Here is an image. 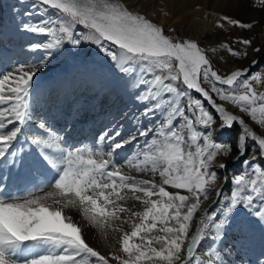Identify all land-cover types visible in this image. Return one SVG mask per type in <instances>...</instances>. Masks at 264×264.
Here are the masks:
<instances>
[{"label": "snow or ice", "instance_id": "snow-or-ice-1", "mask_svg": "<svg viewBox=\"0 0 264 264\" xmlns=\"http://www.w3.org/2000/svg\"><path fill=\"white\" fill-rule=\"evenodd\" d=\"M32 6L43 18L21 27L47 38L30 45L44 55L0 73V264H223L219 250L198 251L205 239L215 244L232 227L242 235L244 222L234 215L241 209L264 227V90L256 87L264 85V68L257 67L262 48L244 37L222 43L231 57L247 59L251 48L261 58L221 73L208 54L216 48L174 35L122 0H32ZM252 6L264 10V0ZM257 23L221 14L215 27L252 30ZM85 43L140 90L141 116L152 122L144 126L137 117L127 137L119 129L104 132L102 150L68 146L39 118L43 135L28 140L33 152L15 148L33 121L34 77L54 53ZM234 128V142L216 138ZM133 142V153L118 161ZM240 162L248 166L242 172L219 175ZM32 167L49 175L22 187L10 183L14 170L21 176ZM229 179L234 187L223 196ZM221 197L219 213L210 212L205 202ZM89 231L113 235L114 250L91 246Z\"/></svg>", "mask_w": 264, "mask_h": 264}, {"label": "bare ground", "instance_id": "bare-ground-1", "mask_svg": "<svg viewBox=\"0 0 264 264\" xmlns=\"http://www.w3.org/2000/svg\"><path fill=\"white\" fill-rule=\"evenodd\" d=\"M122 2L129 6L130 10L146 14L148 18L166 29H175L174 35L196 39L204 47L208 43L213 45L217 43L216 41L220 42L226 36H229L231 41L236 39L234 35L229 34L231 26L227 31L215 27L219 15L228 14L240 19L245 10L255 9L259 14L255 19L258 23L255 29L247 30L245 35L250 34L253 44L260 46L264 52V10L254 8L252 0H122ZM35 11L32 0H0V73L10 71L18 63H37L44 55L41 51H31L30 45L45 42L47 38L26 32L21 27L25 23H34L43 18L35 14ZM29 12L33 15L26 14ZM48 15L55 16V13L50 12ZM247 51L248 61L244 64L230 61L227 57L221 59L223 56L220 50L217 55L213 53L210 55L214 65L223 70L221 73H229L237 68L247 67L254 58H261V54L253 53L251 48ZM71 64H74V67H69ZM240 64L243 67H240ZM111 65L114 63L110 58L100 52L95 45L88 43L82 44L80 48L67 45L54 53L53 58L46 62V67L34 77L33 121L24 127V134L14 147L19 149L22 146L25 153L33 152L35 146L30 145L28 140L36 135H43L35 126L39 118H43L68 146H88L102 150H107L106 144L99 141L98 137L104 132L111 134L119 129L122 136L127 137L136 130L137 117L143 124H150L151 117L141 116L144 105L136 99L140 90L134 88L133 82L122 77L119 72L115 77L116 68L111 70L112 72L107 71ZM257 67L264 68V58ZM253 70L256 71L255 68ZM227 107L238 112L232 106ZM134 143L120 150L118 161H123L126 156L129 157L133 153ZM245 168L242 162L230 164L229 168L221 170L219 175L231 178L233 174L240 173ZM4 172L8 173V170L5 169ZM44 178L42 170L32 167L21 176H17L14 170L10 175V183L18 186L26 181H39ZM233 187L230 179L224 183L223 196L230 195ZM205 203L209 205L210 212L219 213L223 199L221 197L214 204ZM199 215L200 213H197V216ZM241 221L244 222L242 235L239 227L228 228L222 240H217L213 244L212 239H205L198 251L206 254L210 249L219 250L223 264H260L264 261V250L260 249V247L264 249V227L257 221L254 224V221H247L242 216L236 219L237 223ZM86 238L91 246L102 253H111L114 250L113 235L105 239L95 231H89Z\"/></svg>", "mask_w": 264, "mask_h": 264}, {"label": "rangeland", "instance_id": "rangeland-1", "mask_svg": "<svg viewBox=\"0 0 264 264\" xmlns=\"http://www.w3.org/2000/svg\"><path fill=\"white\" fill-rule=\"evenodd\" d=\"M255 10V9H254ZM254 10H245L244 12H243V17H244V19H243V17H241L240 18V20L241 21H245V22H251V21H253V20H255L258 16H259V14H258V11H254ZM247 14H246V13ZM249 12V13H248ZM252 12V13H251ZM255 12V13H254ZM250 14V15H249ZM255 14V15H254ZM249 16V17H248ZM251 16V17H250ZM253 17V18H252ZM257 21V20H256ZM261 26H263V25H261ZM255 27L256 26H254V28L253 29H255ZM252 29V30H253ZM234 30V31H233ZM243 29H240V28H238V27H232V29L230 30L231 32L229 33V34H231V35H234L235 37L234 38H238V37H244V38H251V35L249 34V35H245L246 34V32H247V30L245 31V30H243ZM243 33V36H241V34ZM227 35V34H226ZM226 35H224V36H226ZM239 35V36H238ZM234 40V39H233ZM217 43H213V45L211 46L210 45V43H208V44H206L205 45V47L207 48V49H210L211 47H213V48H216V53L215 52H211V51H209L208 52V54H209V56H210V58H211V56L212 55H210L211 53H213V54H215V55H217L218 54V52H219V50L220 51H222V56H223V58L225 57H227V58H229V60L230 61H236L237 63H241V64H244L245 62H247L248 61V58H247V60L246 59H237V58H234V57H231L227 52H226V50H224V49H222L221 47H220V45L222 44V43H231V38L229 37V36H226V37H223L222 38V40L219 42V41H216ZM211 43H212V41H211ZM219 43V44H218ZM208 46V47H207ZM236 48H240L241 46L239 45V44H236V46H235ZM77 60V59H76ZM212 60V59H211ZM213 62V61H212ZM241 64H240V67H243V66H241ZM250 64V63H249ZM74 64H71V66H69V67H74L73 66ZM213 65H214V63H213ZM109 67V66H108ZM214 67L218 70V71H220V72H222L223 70L220 68V67H218V66H216V65H214ZM245 67V66H244ZM116 67L114 66V65H111V68H107L106 70L107 71H110V72H112L114 69H115ZM117 69V68H116ZM112 70V71H111ZM222 70V71H221ZM253 71H255V70H253ZM118 69L116 70V72H115V74H114V76L116 77V75L118 74ZM112 75V74H111ZM256 87H257V89H258V91L259 90H264V85H256ZM237 110V109H236ZM144 126H147V123H145V124H143ZM237 132H238V128H234V129H231V130H225V131H223L222 133H220L218 136H217V139L219 140V141H221V142H225V143H227V142H234V140H235V137H236V134H237ZM125 157V156H124ZM127 157V156H126ZM125 157V158H126ZM245 165V164H244ZM246 167H247V165H245ZM218 200L217 201H219L221 198H217ZM235 218L237 219V218H239V217H243V218H245V220H247V221H254V224H256L257 222H256V219L254 218V217H252V216H250L249 214H248V211L247 210H239L238 212H236L235 214ZM256 222V223H255ZM260 249H262V250H264L263 248H261L260 247Z\"/></svg>", "mask_w": 264, "mask_h": 264}]
</instances>
